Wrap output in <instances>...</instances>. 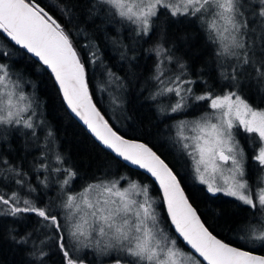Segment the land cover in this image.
Instances as JSON below:
<instances>
[{
    "label": "snow or ice",
    "instance_id": "obj_1",
    "mask_svg": "<svg viewBox=\"0 0 264 264\" xmlns=\"http://www.w3.org/2000/svg\"><path fill=\"white\" fill-rule=\"evenodd\" d=\"M90 10L125 27L133 39L147 43L155 37L147 50L155 59L145 90L154 104L164 105L158 114L173 121L168 127L175 130L184 175L149 143L121 134L93 102L88 65L97 62L96 52L85 59L70 30L39 0H0V41L48 74L66 114L117 161L115 169L77 186L78 172L63 167L62 156L52 166L42 153L25 171L26 157L13 163L0 152V221L35 225L4 235L28 252L30 264H57L54 256L58 264H93L89 253L98 264H264V255L255 254L264 249V220L256 222L259 228L242 226L243 242L226 241L206 225L186 190L189 181L198 182L212 199L232 198L225 202L246 206L253 216L264 210V108L248 94L259 92L264 100V0H91ZM60 11L63 16L68 9ZM168 22L197 27L217 73L209 77L212 83L203 68L193 72L176 55V40L188 36L169 40ZM26 71L0 51V147L12 133L35 138L40 105L35 93L24 90L31 83ZM217 80L226 83L218 87ZM41 170L49 173L44 180ZM40 233L47 251L36 246ZM255 242L259 248L248 246Z\"/></svg>",
    "mask_w": 264,
    "mask_h": 264
},
{
    "label": "trees",
    "instance_id": "obj_2",
    "mask_svg": "<svg viewBox=\"0 0 264 264\" xmlns=\"http://www.w3.org/2000/svg\"><path fill=\"white\" fill-rule=\"evenodd\" d=\"M39 2L50 14L64 24L67 30H70L74 45L85 59L90 52L97 53V62L88 65L90 92L94 102L102 113L106 114L105 117L108 120L109 111L103 99L100 98L98 89V70H104L108 75L118 80L117 82L124 84V117L121 118L123 124L110 123L115 125L116 129L126 137L149 143L170 166L184 175L182 162H178L179 151L173 145L175 131L170 132L168 127L173 124V121L164 119L158 114V107L164 105L154 104L148 99L150 89L145 90L147 89L145 81L152 74L155 59L154 54L148 53L147 50L151 48L155 37L153 40H148L147 43L133 39L125 27L119 24H108L102 12L99 14L91 12L90 14L91 0H39ZM65 7L68 12L61 16L60 10ZM161 20L163 21V17ZM165 26L168 28L169 40L185 34L188 36L186 41L176 40L177 56L187 61L193 72L203 68L205 79H209L210 76L215 78L217 73L214 70V64L209 53L205 51L204 40L197 31V27L170 22ZM122 34L130 35L132 38L127 41ZM1 43L0 51L8 52L11 60L16 62L17 68L27 70L26 76L31 80V83L25 84L24 90L29 95L35 93L40 105L37 112L35 138L31 134L27 139L20 133L9 134V142L2 146L4 149L2 152L8 155L13 163H19L21 158L26 157L24 170L28 171L34 157H40L42 153L45 154L46 149L54 151L56 156H62L66 161V164L62 165L63 167H72L78 172L77 186L87 182L93 174L99 175V172L105 168L115 169L117 161L113 160L98 142H94L90 133L82 127L81 123H77V120L66 114L65 106L61 105V98L57 94V88L48 74L30 67V61L22 57L19 51L12 49L2 41ZM133 56L135 59L132 58ZM112 73L115 75H111ZM209 83H212L211 79H209ZM216 83L218 87H223L226 82L217 80ZM196 90L199 93V85ZM248 94L253 105L264 108L261 93L253 91ZM192 115H199V113H192L188 117H192ZM176 119H180V117ZM161 120L164 122L160 123ZM39 122L42 125H39ZM49 132L52 133L51 136L48 135ZM53 164L57 166L56 162ZM120 171L121 173L128 172L129 169L120 168ZM132 171L134 172V170ZM45 173L44 170H41L40 180H43ZM36 177L37 173L32 172L30 178L33 184L37 183ZM132 178L148 182L143 176L133 175ZM51 183L56 188L58 187L56 177L54 180L51 179ZM198 187V182L193 184L189 181L186 186L187 194L192 198L193 205L198 209L210 230L226 241L239 240L235 235L236 231L246 223L255 224L254 222L258 221L264 212V210L257 209L253 216L246 206L238 207L236 204L225 202L232 198L220 196L219 199H212L200 192ZM51 191L54 195L53 187ZM28 222L27 227L11 223V218H8V222L0 223V264H30L28 252L4 235L10 228H18L21 233L31 230L35 225L32 221ZM43 239L46 237L40 233L39 240ZM27 247L31 248L32 246L29 244ZM257 252L264 254V249H259ZM52 260L57 261L58 264L59 257L54 256ZM92 262L98 264V261ZM45 264H52V261H46ZM104 264H108V261L105 260Z\"/></svg>",
    "mask_w": 264,
    "mask_h": 264
},
{
    "label": "rangeland",
    "instance_id": "obj_3",
    "mask_svg": "<svg viewBox=\"0 0 264 264\" xmlns=\"http://www.w3.org/2000/svg\"><path fill=\"white\" fill-rule=\"evenodd\" d=\"M120 31H121V29H120ZM131 38L132 37L130 35H127V34L124 36V39L127 40V41L130 40ZM1 44L2 43L0 41V47H1ZM133 44H135V43H133ZM131 46L133 47V45H131ZM176 53L178 54V51H176ZM178 57H180V56H178ZM98 81H99L98 89H99V92H100V98L103 99V101L105 103V106H106V108L109 111L108 117H109L110 122H117L120 125H122L123 122H122L121 118L124 117V112H123V103H124L123 87H124V84L117 82L118 80H115L114 77L108 75V73H106L104 70L102 71L101 69L98 70ZM38 111H39V108L36 110V112H38ZM191 118L192 117H188V119H191ZM33 119H34V122L36 124V122H37V114H36V116ZM39 125H42V123L39 122ZM241 140H242V138H241ZM242 143H245V147H247L246 142H244L242 140ZM3 150L4 149L2 147H0V152H2ZM45 154L48 157H50V160L47 161V162L50 163L52 166H55L53 164V162L54 163L56 162V158H55L56 154L54 153V151H50L49 149H46ZM65 167H67V166H65ZM45 172H46L45 176L42 178L43 180L49 175V173L47 171H45ZM54 177H56L55 174L52 175L51 179L54 180ZM52 187H53V189L55 191L56 190V186L52 185ZM262 220H264V212H263V214L261 215V217H260V219L258 221H262ZM1 222H3V221H0V223ZM256 222L257 221H255L254 222L255 224H252V225H253V227L259 228V225ZM235 235L238 237L239 240H241V238L245 236V232L242 231V228H239L236 231ZM46 239H43L42 241L39 240V239L36 240V246L37 247H44V250L47 251L48 247L45 244H42V242L46 241ZM241 242H243V241L241 240ZM30 245L32 246L31 243H30ZM248 246L249 247L259 248V242H255L253 244H249ZM87 259L89 261H94L93 260V255L91 253H89Z\"/></svg>",
    "mask_w": 264,
    "mask_h": 264
},
{
    "label": "water",
    "instance_id": "obj_4",
    "mask_svg": "<svg viewBox=\"0 0 264 264\" xmlns=\"http://www.w3.org/2000/svg\"><path fill=\"white\" fill-rule=\"evenodd\" d=\"M93 102H94V100H93ZM95 103V102H94ZM99 108V107H98ZM103 114V113H102ZM106 118V117H105ZM78 119V118H77ZM107 119V118H106ZM85 128V127H84ZM129 138V137H128ZM255 254H258V255H264V254H260V253H258V252H256Z\"/></svg>",
    "mask_w": 264,
    "mask_h": 264
},
{
    "label": "flooded vegetation",
    "instance_id": "obj_5",
    "mask_svg": "<svg viewBox=\"0 0 264 264\" xmlns=\"http://www.w3.org/2000/svg\"><path fill=\"white\" fill-rule=\"evenodd\" d=\"M221 198V197H218V199Z\"/></svg>",
    "mask_w": 264,
    "mask_h": 264
}]
</instances>
